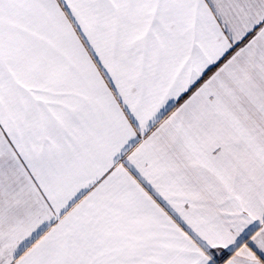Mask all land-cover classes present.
Segmentation results:
<instances>
[{"label": "snow or ice", "instance_id": "obj_1", "mask_svg": "<svg viewBox=\"0 0 264 264\" xmlns=\"http://www.w3.org/2000/svg\"><path fill=\"white\" fill-rule=\"evenodd\" d=\"M0 264H264V0H0Z\"/></svg>", "mask_w": 264, "mask_h": 264}]
</instances>
